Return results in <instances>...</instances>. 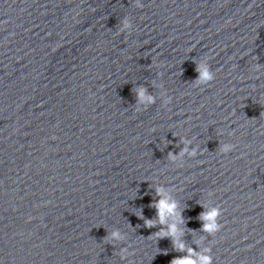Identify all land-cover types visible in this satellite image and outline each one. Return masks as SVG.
I'll return each instance as SVG.
<instances>
[{"label": "water", "instance_id": "obj_1", "mask_svg": "<svg viewBox=\"0 0 264 264\" xmlns=\"http://www.w3.org/2000/svg\"><path fill=\"white\" fill-rule=\"evenodd\" d=\"M140 3L0 0V264H264V0ZM157 187L184 252L140 218Z\"/></svg>", "mask_w": 264, "mask_h": 264}, {"label": "clouds", "instance_id": "obj_2", "mask_svg": "<svg viewBox=\"0 0 264 264\" xmlns=\"http://www.w3.org/2000/svg\"><path fill=\"white\" fill-rule=\"evenodd\" d=\"M134 4L136 7L142 8L143 4L140 3V0H134ZM131 28V22L125 17L121 21V27L119 31L124 32ZM198 73L197 82L200 85H207L215 79V74L210 71L204 64H197L196 69ZM136 97L137 101L143 103L147 101L149 104L155 102V98L151 95L147 94V89L140 87L136 90ZM171 103V97L164 99L163 105H168ZM231 135V133H230ZM182 143L185 145L183 150L180 153H172L170 154V159L175 163L179 160H182L185 156L191 158L197 155L198 149L192 147L189 150L188 145H192L193 141L191 139L184 138ZM234 148L232 143H224L221 148L220 152L223 154H228ZM178 157L180 158L178 160ZM156 195L160 197L158 200H153L150 204V207L155 208L156 216L155 219H147L142 215L141 210V219H144L145 226L148 228H154L159 225V230L156 233L157 239L162 238H170L173 244V249L176 251L184 252L186 251L185 244L181 240V236H183V232L179 229L178 224L183 225L185 223L184 217L182 212L177 211L179 205L176 201L165 197L163 195L164 188L157 187L154 189ZM203 207V205H201ZM176 217L177 223L168 224L167 218L168 217ZM222 216V209L221 208H213L211 211H204L200 213V220L202 222H207L203 224L202 231H206L212 234H217L222 229V224L219 222L217 223V218ZM113 240H124L125 237L118 231H113L110 236ZM189 255L186 256H178L171 260L170 264H213V258L210 254H200L196 259H193L195 256V250L187 249ZM210 250L205 249V252L208 253ZM133 255V253H129L128 248L124 247L122 250V258L127 259L128 256Z\"/></svg>", "mask_w": 264, "mask_h": 264}]
</instances>
